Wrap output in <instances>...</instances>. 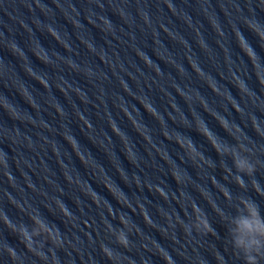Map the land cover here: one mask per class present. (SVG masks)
<instances>
[{"label":"water","instance_id":"obj_1","mask_svg":"<svg viewBox=\"0 0 264 264\" xmlns=\"http://www.w3.org/2000/svg\"><path fill=\"white\" fill-rule=\"evenodd\" d=\"M261 35L264 0H0V264H264Z\"/></svg>","mask_w":264,"mask_h":264},{"label":"clouds","instance_id":"obj_2","mask_svg":"<svg viewBox=\"0 0 264 264\" xmlns=\"http://www.w3.org/2000/svg\"><path fill=\"white\" fill-rule=\"evenodd\" d=\"M260 38L264 39V35H261ZM245 52H246V54L250 55V58H252L250 52H248L247 50H245ZM213 146L218 148V145H216L215 143L213 144ZM236 165L240 171H247L248 174H251L254 171V168L252 166L248 165L244 161H237ZM161 195H163V193H161ZM249 212L251 214V219H245V220H241L239 222L241 230L243 232H247L249 234L258 233L260 235H264V223H262L260 221L257 211L255 210V208L249 207ZM253 242H255V241H253ZM121 243H123L125 245L127 244V240L123 236H121ZM239 243H243V241H239ZM10 254H11V251H10ZM165 259L167 260V258H165ZM250 260H251V257H250ZM168 264H170V262H168Z\"/></svg>","mask_w":264,"mask_h":264}]
</instances>
